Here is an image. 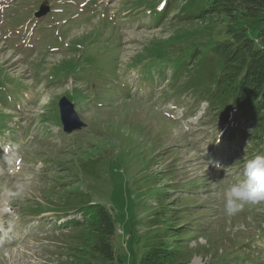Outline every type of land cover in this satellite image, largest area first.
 Listing matches in <instances>:
<instances>
[{
	"label": "rangeland",
	"instance_id": "374dc122",
	"mask_svg": "<svg viewBox=\"0 0 264 264\" xmlns=\"http://www.w3.org/2000/svg\"><path fill=\"white\" fill-rule=\"evenodd\" d=\"M42 1L0 0V264H143L158 241L168 264H264V201L233 216L223 207V189L264 150L221 133L251 122L206 115L207 102L186 93L156 99L159 85L153 99L115 92L116 58L139 91L137 71L125 69L132 61L226 40L238 27L256 37L264 13L241 16L234 2L157 26L146 13L156 0H48L36 19ZM100 5L121 14L106 19ZM67 96L74 128L62 134Z\"/></svg>",
	"mask_w": 264,
	"mask_h": 264
},
{
	"label": "trees",
	"instance_id": "16d2710c",
	"mask_svg": "<svg viewBox=\"0 0 264 264\" xmlns=\"http://www.w3.org/2000/svg\"><path fill=\"white\" fill-rule=\"evenodd\" d=\"M175 1L168 0L161 13L163 21L176 17L199 19L234 2L242 11L241 16L257 17L264 13V0H188L186 7L176 14L173 13ZM225 34L226 40L193 42L190 49L184 44L176 51L161 49L154 53L159 59H168L167 65L172 64L171 84L176 93L189 92L196 99H207L211 109L225 118L236 113L246 121L252 120L248 137L264 150V28L256 37L243 27ZM260 39L262 43L256 44ZM158 65L157 70L165 69V64ZM262 152L258 154H264ZM159 243L152 244L143 264L169 263L159 260L165 257ZM167 254V261L173 259V255Z\"/></svg>",
	"mask_w": 264,
	"mask_h": 264
},
{
	"label": "clouds",
	"instance_id": "9594fccd",
	"mask_svg": "<svg viewBox=\"0 0 264 264\" xmlns=\"http://www.w3.org/2000/svg\"><path fill=\"white\" fill-rule=\"evenodd\" d=\"M243 175V180L232 182L223 189V207L228 216L241 212L246 205L264 201V154L246 158Z\"/></svg>",
	"mask_w": 264,
	"mask_h": 264
},
{
	"label": "water",
	"instance_id": "95a60500",
	"mask_svg": "<svg viewBox=\"0 0 264 264\" xmlns=\"http://www.w3.org/2000/svg\"><path fill=\"white\" fill-rule=\"evenodd\" d=\"M47 9L48 8L43 5L41 7V10L37 13V15L45 14ZM59 105L61 108V117H62L65 130L67 132H71L74 128V123L71 121L72 116L73 115L75 116V114L72 112V109H74V106L71 102L67 100V98L64 99L63 102H61Z\"/></svg>",
	"mask_w": 264,
	"mask_h": 264
}]
</instances>
